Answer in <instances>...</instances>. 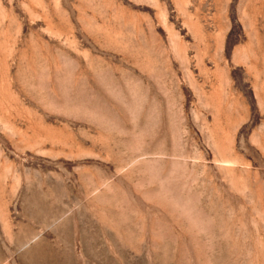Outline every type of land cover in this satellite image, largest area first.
I'll return each mask as SVG.
<instances>
[{"label": "rangeland", "instance_id": "374dc122", "mask_svg": "<svg viewBox=\"0 0 264 264\" xmlns=\"http://www.w3.org/2000/svg\"><path fill=\"white\" fill-rule=\"evenodd\" d=\"M0 264H264V0H0Z\"/></svg>", "mask_w": 264, "mask_h": 264}]
</instances>
